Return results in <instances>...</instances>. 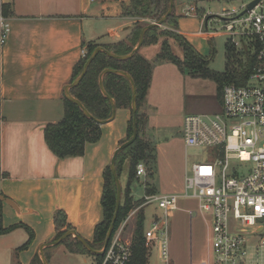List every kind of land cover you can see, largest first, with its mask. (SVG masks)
<instances>
[{
  "label": "crops",
  "instance_id": "obj_1",
  "mask_svg": "<svg viewBox=\"0 0 264 264\" xmlns=\"http://www.w3.org/2000/svg\"><path fill=\"white\" fill-rule=\"evenodd\" d=\"M1 2L9 6L11 31L0 47V215L6 227L28 225L34 239L19 250L30 237L25 227L1 235L0 264H42V247L56 237L57 210L66 212L72 230L93 240L103 219L104 171L127 136L131 110L117 107L115 117L101 124V138L88 142L79 156L58 157L46 142V126L64 116L66 87L83 50L94 42L104 47L124 40L137 22L149 23L146 19L151 18L128 15L131 0ZM184 3L175 0L178 27L172 28L193 44V37L207 25L208 12L197 3ZM190 6L197 12L186 14ZM163 40L160 36L158 42L139 49L154 62L144 105L145 137L151 142L152 118L157 119L160 109L159 79L169 83L172 75L186 74L170 60L157 61ZM50 246L54 245L44 247V252Z\"/></svg>",
  "mask_w": 264,
  "mask_h": 264
},
{
  "label": "built area",
  "instance_id": "obj_2",
  "mask_svg": "<svg viewBox=\"0 0 264 264\" xmlns=\"http://www.w3.org/2000/svg\"><path fill=\"white\" fill-rule=\"evenodd\" d=\"M196 12L195 6L186 10V14ZM236 13L234 8L233 12L224 10L223 15L237 17ZM241 17L226 23L227 34L235 46L253 48L257 65L245 84L227 82L223 86L219 112L186 116V146L202 150L187 154L182 193H153L146 195L143 204L158 202L167 218L169 211L179 207L181 197L197 200L198 209L189 212L201 214L209 227V257L201 264H255L256 260L259 264L264 249V0ZM239 21L248 27L237 29ZM10 31V18L0 7V47ZM206 37H215V32L207 31ZM190 157L195 161L190 162ZM148 172L144 162L137 166V177L148 176ZM122 231L123 227L111 238L102 264L130 263L132 240L124 241ZM144 237L149 251L158 248L163 263L172 264L167 220L156 216L145 227Z\"/></svg>",
  "mask_w": 264,
  "mask_h": 264
},
{
  "label": "trees",
  "instance_id": "obj_3",
  "mask_svg": "<svg viewBox=\"0 0 264 264\" xmlns=\"http://www.w3.org/2000/svg\"><path fill=\"white\" fill-rule=\"evenodd\" d=\"M170 0H131L127 9L128 15L150 17L161 20L168 12ZM0 7L5 15L9 16V6H6L0 0ZM165 24L171 27H178L177 14L175 11L168 16ZM148 25L147 22L139 21L132 30L128 38L111 45H104V48L117 54L126 55L131 53L140 40L143 28ZM160 36H170L174 38L183 51V58L174 53L169 40L165 37L162 43V49L157 56V61L170 60L183 71L191 76L211 78L219 84V95L222 96L223 86L227 82H236L245 84L250 74L257 65L256 53L253 48H243V59L237 60L235 65L231 59L232 55L228 52V65L225 72H217L210 68L211 58L200 53L195 46L183 35L169 29H161L158 25L152 26L145 34L144 44H153L158 42ZM99 43H90L87 54L82 57L74 68L72 82L80 75L86 62L92 53L99 47ZM258 49V44L255 45ZM114 69L125 71L131 74L137 88L138 110L136 113V122L138 128L137 139L123 151L116 159V168L119 177L121 176L123 165L129 161V180L124 190V197L116 222L118 229L121 222L127 217L131 210L143 204L144 199H135L132 196L131 184L137 178V166L144 162L148 168V175L153 176L154 162L156 159L155 147L151 141L145 137V128L148 122V115L144 111L148 93L153 78L154 62L144 57L141 52L136 51L131 57L119 59L108 55L105 51H100L93 62L90 64L87 73L79 85L71 89V93L79 99L92 115L99 120L111 118L113 107L110 99L106 97L100 86L101 75L105 69ZM103 83L107 93L115 100L117 107H125L131 110V117L128 121L127 136L121 143L129 140L134 134V113L132 110L133 88L130 80L123 74L117 72H108L103 76ZM65 112L61 120L56 123H49L45 129V139L50 149L60 158L67 156H79L85 152L88 142H96L102 136L101 123L87 116L81 107L68 99L66 95ZM104 190L102 196L103 219L94 230L92 241L89 244L96 250L104 247L107 234L111 227L117 205V183L114 177L111 165H108L104 171ZM149 187V186H148ZM147 189V193L151 191ZM152 193H155L152 192ZM145 214L141 209L139 213V224L136 228L132 241V259L129 264H147L148 248L144 237ZM56 226V237L54 240L63 236L67 231L72 230L68 224L67 214L64 210H57L54 217ZM25 227L30 237L19 250L29 247L34 239V231L26 224H14L9 227L4 226L2 216L0 215V236L7 234L17 227ZM72 236L63 242L68 249L74 253L94 255V264H100L104 255L95 254L89 251L84 244Z\"/></svg>",
  "mask_w": 264,
  "mask_h": 264
},
{
  "label": "rangeland",
  "instance_id": "obj_4",
  "mask_svg": "<svg viewBox=\"0 0 264 264\" xmlns=\"http://www.w3.org/2000/svg\"><path fill=\"white\" fill-rule=\"evenodd\" d=\"M250 0H184L186 4L197 3L200 10L203 8L209 19L208 25L204 24L202 32L193 37V45L203 55L211 58L210 68L217 72L227 70L228 52L231 53V61L236 65L237 60L244 57L241 46H235L233 37L227 34L226 23L233 19L242 20L244 17L225 16L224 10L236 15L243 11V7ZM184 3V4H185ZM169 10V9H168ZM175 11V9H174ZM146 18V17H145ZM149 23L158 22L159 19H146ZM148 23V24H149ZM161 29L173 28L167 24L158 25ZM248 27V24L239 21L236 28ZM207 31L215 32V37H206ZM166 37L173 44L177 54L183 58V52L179 43L170 36ZM240 38L237 36L235 40ZM171 44V45H172ZM177 69V68H176ZM172 75L169 83L159 79V114L157 119L152 118L153 126L150 137L155 147L156 159L154 162V176L137 177L131 184L132 196L135 199H144L146 195H164L169 193H182L185 187L187 174V154L195 155L201 152V148L187 147L184 138V123L188 114H214L219 112L222 101L219 95V84L211 78L195 77L188 73ZM155 115V114H154ZM155 122L157 124H155ZM190 162L195 161L192 157ZM122 182V198L129 180V161L123 165L120 176ZM149 186V187H148ZM151 191L147 193V189ZM157 188V189H155ZM141 204L130 211L121 222L117 230L114 229L112 238L123 227L122 239L133 241L136 228L139 224L141 209L145 214V227H149L156 216L167 220L170 232V254L172 264H201L209 257V227L206 219L201 215H191L190 210L198 209V202L193 198L181 197L179 207L169 211L167 218L165 211L158 202L147 206ZM116 228V226H115ZM103 249V248H102ZM101 250V249H100ZM149 251V250H148ZM49 264H94V255L70 252L65 242L50 246L45 250ZM104 257L106 249L103 253ZM257 262V260H256ZM255 262V264H256ZM259 264H264V249L258 259ZM42 264H45L42 258ZM147 264H164L158 248L148 252ZM250 264V263H248Z\"/></svg>",
  "mask_w": 264,
  "mask_h": 264
},
{
  "label": "water",
  "instance_id": "obj_5",
  "mask_svg": "<svg viewBox=\"0 0 264 264\" xmlns=\"http://www.w3.org/2000/svg\"><path fill=\"white\" fill-rule=\"evenodd\" d=\"M261 0H250L247 4H246V7L243 9V11L237 16L238 18L243 16L246 12H248L249 10L253 9ZM174 6H175V0H170V6H169V10L167 12V14L158 22H153L152 24L146 26L143 28L142 32H141V37H140V40L137 44V46L135 47V49L129 53V54H126V55H117L109 50H107L106 48H104L103 46H99L96 48V50L92 53V55L90 56V58L88 59V61L86 62L82 72L80 73V75L72 82L70 83L67 87H66V97L70 100H72L73 102L77 103L81 109L83 110V112L95 119L96 121H98L99 123H105L111 119H113L115 117V114H116V108H117V105H116V102L115 100L107 93V91L105 90V87H104V83H103V76L108 73V72H117V73H121L123 75H125L131 82V85H132V88H133V102H132V110H133V113H134V118H135V123H134V134L133 136L123 142L116 150L115 154H114V157L112 159V162H111V169L113 171V174H114V177L116 179V183H117V205H116V211H115V215H114V218H113V221H112V224H111V227L109 229V232L107 234V238H106V241H105V245L103 247V249L101 250H96L94 249L90 244L89 242L84 239L83 237H81L79 234L76 233L75 230H69L67 231L63 236H61L60 238L52 241L50 244H46L42 247V258L45 262V264H49L48 262V259L45 255V252H44V247H46L47 245H58L60 243H62L64 240H66L68 237L70 236H75L79 241H81L84 246L91 252L95 253V254H103L105 252V249L106 247L108 246L111 238H112V235H113V232H114V229H115V226H116V222H117V218H118V214H119V210H120V206H121V201H122V191H123V185H122V182L120 180V177L117 173V168H116V159H117V156L118 154L123 151L126 147H128L129 145H131L138 137V128H137V122H136V113H137V110H138V101H137V88H136V83L133 79V77L131 76L130 73L128 72H125V71H120V70H114V69H105L101 75V80H100V86H101V90L103 92V94L108 97L112 103V107H113V113H112V116L111 118L107 119V120H99L97 118H95L92 113L85 107V105L79 100L77 99L75 96H73V94L71 93V89L76 87L77 85L80 84V82L82 81V79L84 78L85 74L87 73V70L90 66V64L93 62V60L96 58V56L98 55V53L100 51H105L106 53H108V55L110 56H113L115 58H119V59H126V58H129L131 57L136 51H138L142 45L144 44V39H145V33L148 29H150L152 26H155V25H162L165 23L166 19L168 18V16H170L173 11H174ZM245 48H246V45H245ZM2 199V197L0 196V200Z\"/></svg>",
  "mask_w": 264,
  "mask_h": 264
}]
</instances>
